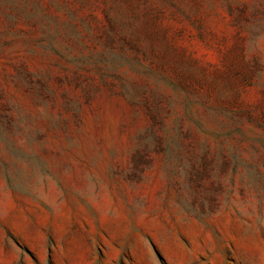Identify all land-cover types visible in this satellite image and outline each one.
<instances>
[{
    "label": "rangeland",
    "instance_id": "obj_1",
    "mask_svg": "<svg viewBox=\"0 0 264 264\" xmlns=\"http://www.w3.org/2000/svg\"><path fill=\"white\" fill-rule=\"evenodd\" d=\"M0 264H264V0H0Z\"/></svg>",
    "mask_w": 264,
    "mask_h": 264
}]
</instances>
